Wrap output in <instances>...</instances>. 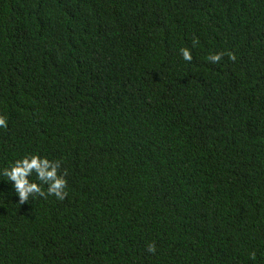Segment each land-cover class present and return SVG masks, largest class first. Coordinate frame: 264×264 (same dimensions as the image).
Returning <instances> with one entry per match:
<instances>
[{
    "label": "trees",
    "instance_id": "obj_1",
    "mask_svg": "<svg viewBox=\"0 0 264 264\" xmlns=\"http://www.w3.org/2000/svg\"><path fill=\"white\" fill-rule=\"evenodd\" d=\"M0 115V264H264V0H0Z\"/></svg>",
    "mask_w": 264,
    "mask_h": 264
},
{
    "label": "clouds",
    "instance_id": "obj_2",
    "mask_svg": "<svg viewBox=\"0 0 264 264\" xmlns=\"http://www.w3.org/2000/svg\"><path fill=\"white\" fill-rule=\"evenodd\" d=\"M180 53L185 61H191L192 55L188 48H181ZM230 58H233L230 56ZM207 59L216 62L221 59L220 53H214ZM7 121L0 115V127H6ZM58 163V162H57ZM57 163H53L47 157L38 154L26 155L15 160L9 167L2 170V175L10 181L20 202L27 201L30 194L39 193L44 195L41 183L47 182V193L55 195L57 199H64L66 195V180L57 173ZM35 173V180L31 175ZM39 181V183L37 182ZM148 251H154V246L149 244Z\"/></svg>",
    "mask_w": 264,
    "mask_h": 264
}]
</instances>
